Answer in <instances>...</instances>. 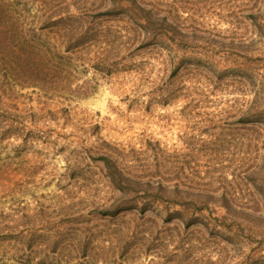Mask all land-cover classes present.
<instances>
[{
    "label": "rangeland",
    "instance_id": "rangeland-1",
    "mask_svg": "<svg viewBox=\"0 0 264 264\" xmlns=\"http://www.w3.org/2000/svg\"><path fill=\"white\" fill-rule=\"evenodd\" d=\"M4 1L31 35L69 14L84 30L144 32L151 12L170 36L122 54L110 75L79 68L69 98L0 76V264H21L33 231L62 233V264H264V0ZM87 82L92 94L75 96ZM103 154L131 175L175 172L159 179L180 184L185 206L104 217L133 197L114 188ZM198 194L215 199L190 224Z\"/></svg>",
    "mask_w": 264,
    "mask_h": 264
},
{
    "label": "trees",
    "instance_id": "trees-1",
    "mask_svg": "<svg viewBox=\"0 0 264 264\" xmlns=\"http://www.w3.org/2000/svg\"><path fill=\"white\" fill-rule=\"evenodd\" d=\"M6 4L4 0H0V76L10 77L22 89H38L52 97L69 98V92H73L77 75L83 74L79 68H84V70L87 67L93 68L99 73L110 75L120 68L123 59H125L122 54L125 57L133 56L135 51L147 48L151 44L155 45L160 38L170 36V34L159 32L153 27L155 14L151 12H148L145 17H139L151 26V29H146L144 32L139 29H125L123 32L111 29L100 32L96 29L84 30L76 27V22L80 23L83 18L69 14L66 17H52L49 20L50 28H53L54 31H50L48 34L31 35V32L26 31L24 25H21L16 19H12V15L7 10L5 13L1 12L3 11L1 9L7 6ZM4 9L9 10V8ZM47 39L53 40L54 43L49 44ZM137 43H139L138 46H136ZM94 45L97 46V51L91 55ZM75 57L81 58L83 65L74 64ZM86 58L91 65L84 63ZM78 89L83 93L75 95L77 97L87 98L93 92L88 82L79 86ZM242 121L246 122V119L243 118ZM11 128L9 127V130ZM98 160L103 163L114 188L125 197H133L132 200L122 198L117 203H113L102 213L104 217L117 218L133 211L146 214L154 210L150 205L151 202L163 201L171 205L185 206L181 200L187 199L180 192V184L171 187L159 179L160 176L165 175L168 176L167 182L173 181L174 176L177 175L175 172L164 173V175H131L120 166L114 157L108 154L101 155ZM178 176L181 175L178 173ZM197 196L198 200L203 199L202 201L206 203L188 210V212L194 210L190 224L198 222L195 219L196 215L210 210L209 206L215 199V197H208L210 200L207 201L205 195L198 194ZM145 197L148 198V203L142 205L140 200H146ZM192 202L199 201L192 200ZM168 214L171 219L182 216L180 211L173 213L169 211ZM61 234L50 235L46 232L33 231L29 238L20 240L18 244L22 249L17 250L23 251L25 254V259L21 264H33L34 257L37 255L41 257L38 264H62L63 249L67 250L68 245L62 247L63 236ZM0 238L3 237L0 235ZM45 241L49 242L48 245L45 244ZM89 244L85 241L81 246L88 251ZM76 251L79 250L72 247V254H75ZM84 253L87 255L83 256L88 257V253L85 251ZM71 260L73 259H70L69 264L74 262Z\"/></svg>",
    "mask_w": 264,
    "mask_h": 264
}]
</instances>
